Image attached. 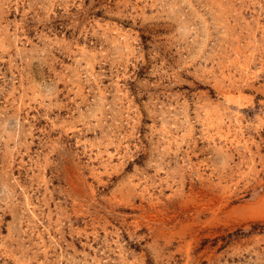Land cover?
Returning a JSON list of instances; mask_svg holds the SVG:
<instances>
[{
  "label": "rangeland",
  "instance_id": "rangeland-1",
  "mask_svg": "<svg viewBox=\"0 0 264 264\" xmlns=\"http://www.w3.org/2000/svg\"><path fill=\"white\" fill-rule=\"evenodd\" d=\"M0 264H264V0H0Z\"/></svg>",
  "mask_w": 264,
  "mask_h": 264
}]
</instances>
